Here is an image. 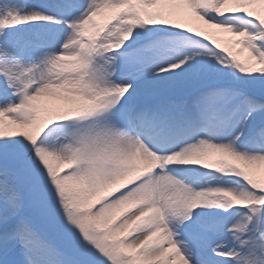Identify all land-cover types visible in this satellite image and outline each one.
<instances>
[{
  "label": "snow or ice",
  "instance_id": "snow-or-ice-1",
  "mask_svg": "<svg viewBox=\"0 0 264 264\" xmlns=\"http://www.w3.org/2000/svg\"><path fill=\"white\" fill-rule=\"evenodd\" d=\"M0 264H264V0H0Z\"/></svg>",
  "mask_w": 264,
  "mask_h": 264
}]
</instances>
